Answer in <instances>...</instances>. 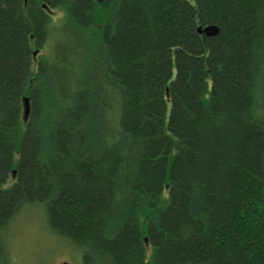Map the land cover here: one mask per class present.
Segmentation results:
<instances>
[{
  "label": "trees",
  "instance_id": "1",
  "mask_svg": "<svg viewBox=\"0 0 264 264\" xmlns=\"http://www.w3.org/2000/svg\"><path fill=\"white\" fill-rule=\"evenodd\" d=\"M29 211L80 264H264V0H0V264Z\"/></svg>",
  "mask_w": 264,
  "mask_h": 264
},
{
  "label": "rangeland",
  "instance_id": "2",
  "mask_svg": "<svg viewBox=\"0 0 264 264\" xmlns=\"http://www.w3.org/2000/svg\"><path fill=\"white\" fill-rule=\"evenodd\" d=\"M61 14L56 12L53 16L57 20ZM48 49L52 48L48 46ZM15 178L16 173L12 172L10 181ZM9 249L13 264H62L66 261L70 264H80L73 245L50 233L44 225V220L31 211L14 222Z\"/></svg>",
  "mask_w": 264,
  "mask_h": 264
},
{
  "label": "water",
  "instance_id": "3",
  "mask_svg": "<svg viewBox=\"0 0 264 264\" xmlns=\"http://www.w3.org/2000/svg\"><path fill=\"white\" fill-rule=\"evenodd\" d=\"M199 31L201 33H204L207 36H215L219 32V27L216 25H208L204 28H199ZM37 52L34 53V56H36ZM29 99L26 98L24 100V120L28 119L29 113H30V104H29ZM62 264H70L69 262H63Z\"/></svg>",
  "mask_w": 264,
  "mask_h": 264
}]
</instances>
